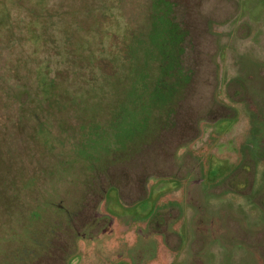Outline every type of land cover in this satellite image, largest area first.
Instances as JSON below:
<instances>
[{
  "label": "rangeland",
  "instance_id": "374dc122",
  "mask_svg": "<svg viewBox=\"0 0 264 264\" xmlns=\"http://www.w3.org/2000/svg\"><path fill=\"white\" fill-rule=\"evenodd\" d=\"M150 5L0 0V264H264V0H176L154 42L177 48V69L151 86L150 118L134 106L103 143V201L41 205L18 177L33 159L7 154L16 131L39 157L127 118L144 99L132 65Z\"/></svg>",
  "mask_w": 264,
  "mask_h": 264
},
{
  "label": "flooded vegetation",
  "instance_id": "af4514ba",
  "mask_svg": "<svg viewBox=\"0 0 264 264\" xmlns=\"http://www.w3.org/2000/svg\"><path fill=\"white\" fill-rule=\"evenodd\" d=\"M14 101L8 100L9 103H14L12 107L17 105L22 106V102L20 100H17L15 96L12 97ZM39 112V111H38ZM82 117V124L85 122L86 117L85 114L81 115ZM17 118V117H16ZM78 120V119H77ZM81 121V119H80ZM78 123V122H77ZM80 124V122H79ZM16 129V127H15ZM105 130V127H104ZM5 134L9 137L11 135V132L8 131V129H5ZM106 131V130H105ZM35 132V131H34ZM33 132V133H34ZM19 138L18 139H7V143L9 144V147L11 150L10 152H7V154H17L15 156H23L26 158L33 159L25 168V171L22 172L24 177L18 176L24 184H33L32 186H36L38 190V198H41V205H46L48 203L52 204L53 200H58L61 196L62 198H66L68 202L72 199L71 196H74L75 194L79 193L78 198L82 196L81 193L87 192L94 194L98 189H100L99 185L101 184V180L98 181V177L96 176V172L103 173L104 170L102 169L104 167V164L106 165L108 153L106 152V148L97 149L95 146V141H92L89 143V136L91 133H89L85 127L80 128V133L76 139L69 138L66 143H62V140L60 139L59 143L56 145L57 147H60L58 150L54 151H44L39 157H38V150L40 147L39 144H35L33 141L28 140L27 137L24 136V134L16 131ZM106 132H102L101 134H92L93 139L96 140V137H98V144H103L105 142L108 143L109 139L106 138ZM9 134V135H8ZM36 132L34 133V135ZM81 135H82V141L86 142L85 145V152H87L83 157H79L76 155V153L79 152V146L78 142L81 141ZM109 135V133H107ZM7 137V138H8ZM24 137V139H23ZM12 145H10V143ZM55 148V149H56ZM40 152V150H39ZM76 152V153H75ZM26 153V154H25ZM6 154V153H5ZM5 154L2 156L3 161H7ZM45 154V155H44ZM64 154V155H63ZM44 155V156H43ZM43 156V157H42ZM63 161V162H62ZM74 162V164H72ZM70 166V170H66ZM246 167L247 171H244L242 168ZM241 177L243 178V181L240 182L237 180V177L230 176V178H234L237 182H240L243 184L245 189H247L249 184V178L247 177V174L252 170V165L247 163L245 164L244 161L242 162L241 166ZM65 169V170H64ZM4 173L6 177L8 178V172L4 170ZM0 176H3V174H0ZM229 178V179H230ZM25 186V185H24ZM25 186V187H26ZM64 186V189L67 191H59V187ZM67 186L70 188V191H68ZM229 189L233 192V189L228 185ZM107 185L105 188V191L101 192L102 200H104V195L107 192ZM51 196L52 199L50 201H45L43 198ZM59 196V198H58ZM264 196H262L263 198ZM77 198V197H76ZM261 198V200H262ZM75 199V198H74ZM44 200V201H43ZM99 201V202H101ZM25 204L23 201L21 202V205ZM75 203L71 200V202L68 204L69 208L71 205H74ZM261 205H263L260 202ZM37 205V204H36ZM24 206V205H23ZM26 207V204H25ZM36 209L41 210L39 206H36ZM58 210V209H57ZM55 206H53L52 212L57 211ZM23 218L25 222L30 221L31 214L24 215ZM161 219H163L161 216H159Z\"/></svg>",
  "mask_w": 264,
  "mask_h": 264
},
{
  "label": "trees",
  "instance_id": "16d2710c",
  "mask_svg": "<svg viewBox=\"0 0 264 264\" xmlns=\"http://www.w3.org/2000/svg\"><path fill=\"white\" fill-rule=\"evenodd\" d=\"M150 1H151V5L149 8H147V11H146L147 13L145 16L146 24H144L143 33L140 35L144 39L143 50H142L144 55L135 61V65L134 64L132 65V71L134 72V75H135V71H136V74L138 73V78L140 80L139 84L141 85L140 87L141 95L144 96L143 97L144 99L143 101L139 100L140 102H137V106L135 105L136 102H134L133 105L131 106L132 110H128V111L126 110L124 115H127V118L125 119H122V116L119 114L109 115V119H108L109 122L107 121L105 130L107 133H109V135L112 133V136L115 137L114 139L111 138L110 141L108 142V144H110L109 147L114 146L113 141L115 142V140L117 139L116 138L117 136L115 135L117 133L119 134L122 124H125V121L129 120L131 113H136L138 110L137 108H139V112H141L140 114L142 113L144 114V112H147L146 110L150 108V107L146 108V106H147L148 99L150 98L151 86L154 85L156 88L158 87L162 88L164 87V84L169 85L168 83L170 82L165 80L166 78L169 77V74L167 75L166 73H171L172 75L174 74V72L172 71L177 69V57L173 55L174 51H176L177 48L175 47L174 49L167 50L165 47V50H163L161 48L160 41L154 42L155 39L160 38V34H163L161 22L165 18L166 20H170L169 13H170L171 8L176 6L175 5L176 0H150ZM174 25L175 24H173V26ZM175 34L178 37H180L181 35L184 34V32L182 31V34H181V32H178L176 29ZM177 52L178 50L176 51V53ZM9 100L14 101L13 98H9ZM9 104H14V103L9 102ZM134 106L137 108L135 109ZM149 112L150 110H148V113ZM148 113L144 114L146 118H147ZM150 116L148 118H150ZM112 130L113 132H111ZM93 138L94 137L90 135L88 142L90 143L91 140L95 141V144H96L95 147L97 149H102L103 144H98V137H96V140H94ZM84 144H86V142L82 141V135H81V141L80 143L78 142V145H77L79 146V152L78 153L75 152L76 155H78L79 157H83L87 153L85 152ZM72 164H74V162Z\"/></svg>",
  "mask_w": 264,
  "mask_h": 264
}]
</instances>
